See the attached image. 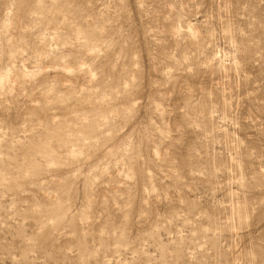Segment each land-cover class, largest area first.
<instances>
[{"label": "rangeland", "instance_id": "374dc122", "mask_svg": "<svg viewBox=\"0 0 264 264\" xmlns=\"http://www.w3.org/2000/svg\"><path fill=\"white\" fill-rule=\"evenodd\" d=\"M0 264H264V0H0Z\"/></svg>", "mask_w": 264, "mask_h": 264}]
</instances>
